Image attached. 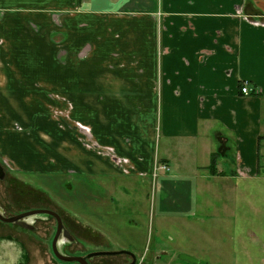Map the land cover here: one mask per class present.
<instances>
[{
    "label": "crops",
    "instance_id": "obj_1",
    "mask_svg": "<svg viewBox=\"0 0 264 264\" xmlns=\"http://www.w3.org/2000/svg\"><path fill=\"white\" fill-rule=\"evenodd\" d=\"M156 162L165 182L264 187V0H0L1 166L114 179Z\"/></svg>",
    "mask_w": 264,
    "mask_h": 264
},
{
    "label": "rangeland",
    "instance_id": "obj_2",
    "mask_svg": "<svg viewBox=\"0 0 264 264\" xmlns=\"http://www.w3.org/2000/svg\"><path fill=\"white\" fill-rule=\"evenodd\" d=\"M4 167L0 206L6 216L40 209L58 213L67 233L58 247L63 255L125 251L139 264H264V187L259 189L257 181H233L237 189H223L206 185L207 172H201L195 186L191 175L165 182L164 174L174 172L162 173L159 162L150 177L114 179L34 175ZM26 220L31 228L0 221V235L19 238V264H77L59 261L52 252L56 219ZM2 242L0 250L11 247ZM181 254L198 263L181 261ZM128 261L119 255L90 263Z\"/></svg>",
    "mask_w": 264,
    "mask_h": 264
},
{
    "label": "water",
    "instance_id": "obj_3",
    "mask_svg": "<svg viewBox=\"0 0 264 264\" xmlns=\"http://www.w3.org/2000/svg\"><path fill=\"white\" fill-rule=\"evenodd\" d=\"M41 215L53 217L57 221V231H56L55 239L52 245V252L59 261L66 262V263L68 262V263H77V264H90L91 258H94L97 256H113V255L120 254L119 252H98V253L88 254L84 257L67 256V255L61 254L58 250V242L61 240L62 236H66L67 233L66 231H64V224H63L61 216L52 210H47V209L31 210V211H27V212H24V213H21L19 215L12 216V217H6L0 213V221L7 223V224L23 225L25 228L28 229L31 227H29V224L26 223L25 220L28 218H33V217H37ZM179 259L182 261H187L189 263H198V260L186 254H181L179 256Z\"/></svg>",
    "mask_w": 264,
    "mask_h": 264
},
{
    "label": "flooded vegetation",
    "instance_id": "obj_4",
    "mask_svg": "<svg viewBox=\"0 0 264 264\" xmlns=\"http://www.w3.org/2000/svg\"><path fill=\"white\" fill-rule=\"evenodd\" d=\"M4 169H5V167L3 168L1 166V164H0V183L2 181L4 182L5 179H6V172H5ZM3 175H4V177H3ZM0 213L2 215L6 216V214H5L6 212L2 210V207L1 206H0ZM14 216H16V215H14ZM8 217H12V216H8ZM25 221L27 223V220H25ZM5 224H7V223H5ZM20 228H25V227L23 225H21ZM56 231H57V229H56ZM3 240H5L4 246H6V244L9 243L11 245V247L10 248H4V247H2V250H0V264H7V261H10V260H12V264H19V262L22 259V255L23 254L21 253L22 252V249L18 251V248H17V244L19 243L18 236H16L13 233L0 235V249H1V245L3 243L2 242ZM59 243H60V241L58 242V247H59ZM33 248H34V251L37 252V249L35 247H33ZM119 253L120 254L113 255V256H97V257L108 258V257H114V256L124 255L126 257H129V261L126 262L125 264H133L134 262H135L134 264H139V258H137V256H135L133 254H130L128 252H125V251H121ZM26 254H28V252ZM27 257H29V254H28ZM94 258H96V257H94ZM27 259H29V258H27ZM92 260H93V258L90 259V262ZM99 264H102V263H99Z\"/></svg>",
    "mask_w": 264,
    "mask_h": 264
},
{
    "label": "built area",
    "instance_id": "obj_5",
    "mask_svg": "<svg viewBox=\"0 0 264 264\" xmlns=\"http://www.w3.org/2000/svg\"><path fill=\"white\" fill-rule=\"evenodd\" d=\"M242 92H243V94H245V95H250L251 94V92H252V90L250 89V86L248 85V83L246 82V84L242 87ZM158 168V167H157ZM157 168H156V170H157ZM161 170H165V171H168V168H167V166H165V165H161Z\"/></svg>",
    "mask_w": 264,
    "mask_h": 264
},
{
    "label": "trees",
    "instance_id": "obj_6",
    "mask_svg": "<svg viewBox=\"0 0 264 264\" xmlns=\"http://www.w3.org/2000/svg\"><path fill=\"white\" fill-rule=\"evenodd\" d=\"M216 163H217V158H216V155L214 154V155H212L211 165L209 167L212 174L217 173Z\"/></svg>",
    "mask_w": 264,
    "mask_h": 264
}]
</instances>
